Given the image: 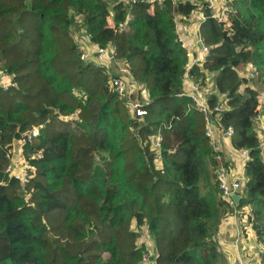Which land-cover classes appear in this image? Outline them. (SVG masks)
<instances>
[{"label":"trees","instance_id":"obj_1","mask_svg":"<svg viewBox=\"0 0 264 264\" xmlns=\"http://www.w3.org/2000/svg\"><path fill=\"white\" fill-rule=\"evenodd\" d=\"M202 3L0 0V75L13 74L18 83L8 91L0 86V264H140L146 246L133 223L147 227L156 264H221L219 226L248 206L264 246L259 96L242 73L253 63L264 81V0H233L228 28L205 9L200 34L211 52L191 71L194 82L214 74L210 106L226 95L222 124L234 128L236 150L250 151L236 208L222 197L204 115L179 96L188 50L177 19L189 23ZM77 19L94 45L112 48L145 86L151 103L144 118L131 117L101 66L81 60ZM75 113L76 120H65ZM35 127L40 134L23 154L36 174L23 188L6 172L7 154Z\"/></svg>","mask_w":264,"mask_h":264},{"label":"built area","instance_id":"obj_2","mask_svg":"<svg viewBox=\"0 0 264 264\" xmlns=\"http://www.w3.org/2000/svg\"><path fill=\"white\" fill-rule=\"evenodd\" d=\"M120 2L128 3L130 0H119ZM174 3L180 0H173ZM233 0H202V4L199 5V10L192 14V20L194 24V31L189 35V31H185L182 29L180 22L177 20V33L179 35V41L183 43V47H185L187 51L188 63L185 68V73L183 75V84H184V92L179 95L180 97L187 95L190 97L192 102L195 104L196 109L204 115L205 124H206V132L205 135L210 139L214 150L216 152L215 159L218 162V167L216 170V177L219 184L220 191L222 193V197L227 201V203L236 208L235 201L233 196L241 195L243 197V185L246 181L245 169L246 164L250 161V151L247 149L236 150L233 145L231 150L229 151V163L233 162L235 167H242V169L238 172L229 166H225L224 157H223V145L219 144V140L231 141L235 135V131L233 127L225 128L222 124V118L224 112L227 110V105L224 102L226 95L217 94L220 102L211 107L209 103V96L211 94V89H213V83L209 84L210 87H203L201 84L192 81L191 79V71L192 69L204 63L210 55L211 48L208 46L204 39L200 34V22L205 20V9L211 12L212 18L217 20L219 23L224 26L231 27L232 19L236 13L235 7L232 5ZM134 2V0H133ZM148 2L154 7L156 4L162 5L165 0H148ZM190 17V18H191ZM192 22L189 23L190 24ZM126 27V25L124 26ZM189 36H194V38L190 39ZM90 39L89 37H86ZM77 45L82 50L81 60L84 62H98V65L101 66L105 73L108 74L110 80L111 90L117 93L119 98L124 101L126 107L129 110L131 117L133 118H144L147 115L146 106L151 103L150 96L145 86L138 83L135 79H133L128 65L124 61H120L115 59V53L113 49H105L98 48L96 51V55L94 58L88 56V54L84 51V42L77 41ZM117 63L120 65V71L118 75H114L110 72L107 63ZM244 78L248 81L258 77L257 68L253 63H248L243 71ZM209 78V76H208ZM248 81V85L251 86V82ZM193 82L194 84H192ZM190 83L192 88H190ZM198 84V85H196ZM212 85V86H211ZM0 86L3 87L5 91L10 90L11 88L18 87V83L16 81V77L13 74H10L6 71H3L0 75ZM188 86V88H187ZM246 88V86L244 85ZM138 92V97H133L134 92ZM259 99V97H258ZM74 120L77 119L78 113L73 114ZM254 127L255 131L259 137V148L264 151V107L259 100V104L257 107L256 117L254 119ZM217 133L219 134L217 136ZM40 134V128L35 127L28 133H25L23 138L19 141H15L13 149L8 152L7 158L11 161L9 167L6 172L13 179L18 181L23 188H26L30 181L34 178L36 174V167L31 165L24 157L23 147L34 138L38 137ZM155 142V148L157 151L156 158L157 162L161 161V141L162 137L157 136ZM17 145V146H16ZM21 152L22 159L18 162L15 161V156ZM26 193V191L24 190ZM27 198H30L28 194H26ZM138 232V231H136ZM149 233L147 231L146 234L141 235L139 238L140 245H145L146 250L143 254L142 261L140 264H156V248L151 240ZM232 264H246L242 259H235Z\"/></svg>","mask_w":264,"mask_h":264},{"label":"crops","instance_id":"obj_3","mask_svg":"<svg viewBox=\"0 0 264 264\" xmlns=\"http://www.w3.org/2000/svg\"><path fill=\"white\" fill-rule=\"evenodd\" d=\"M194 19L195 20H190V22H192L190 24L182 22V29L188 27L185 31H189V35L194 31L192 24H194L193 22H196V18ZM109 25L112 27L114 26V21L112 19L109 20ZM189 38L192 39L194 36H189ZM96 49L97 46L92 42L84 43V51L91 58H94L96 55ZM107 65L112 74H119L120 65L110 62L107 63ZM243 71L244 68L242 73ZM218 135L219 134L217 133V136ZM218 143L223 145V152L226 153V157L228 158V155L230 154L229 151L233 148L231 141L219 140ZM19 154H21V152L15 156L16 162L22 159V156ZM235 168L238 169V172L242 169L240 165ZM250 210L251 207L248 206L243 210H235L234 213L230 214L227 213L224 217L225 219L222 221V225L219 227V231L217 232L218 248L222 258L225 260V264H229L235 259H242L246 264H262L261 254L264 252V246L258 242L256 232L248 218Z\"/></svg>","mask_w":264,"mask_h":264},{"label":"rangeland","instance_id":"obj_4","mask_svg":"<svg viewBox=\"0 0 264 264\" xmlns=\"http://www.w3.org/2000/svg\"><path fill=\"white\" fill-rule=\"evenodd\" d=\"M199 10V9H198ZM197 10V11H198ZM110 19H112V18H109V20ZM177 20H179V19H177ZM81 24H83L82 23V20L81 19H77V24H76V26L74 27V29H73V33H75L74 34V37H75V40H77V41H84V43H90L91 41H90V39H88V38H86L87 37V35L85 34V30H84V28L81 26L80 27V25ZM78 25V26H77ZM180 25L182 26V23L180 22ZM75 30V31H74ZM96 50H98V47H97V49ZM94 63H96V64H98V62H94ZM212 78H214V74L212 73V74H210L209 73V78H208V81L206 80V82H204V80L203 79H201L200 81H198L197 83L198 84H201L203 87H207V85H206V83H211L210 82V80L212 79ZM249 81V80H248ZM249 82H251L252 84H251V88H253V89H255L257 92H258V96H259V100L261 101V104H262V106L264 107V81H262V80H260L259 79V77H256V78H254V79H251ZM192 84H194L193 82H191ZM191 83H190V88H192L193 86H191ZM198 84H196V85H198ZM212 86V85H211ZM209 87H210V85H209ZM244 86H242L241 87V91H243L244 89ZM133 97H138V92L137 91H135L134 92V94H133ZM68 119H70V120H74V117H73V115L70 117V118H66L65 120L67 121ZM254 124H255V122H254ZM40 128V130H41V127H39ZM157 142V141H156ZM156 154H157V151H156ZM160 154H161V151H160ZM37 157H39V156H37ZM224 158H225V160L227 161L228 159H229V155H228V158L226 157V153H224ZM227 163H228V161H227ZM230 165V167H232L233 169H235L236 170V168H235V164L234 163H231V164H229ZM228 165V166H229ZM159 167L161 166V165H158ZM213 175H214V173H213ZM215 176V175H214ZM215 180V179H214ZM247 180V179H246ZM216 181V180H215ZM246 182V181H245ZM27 187V186H26ZM201 188H202V186H201ZM204 193H205V190L203 191ZM225 218H223V220H224ZM173 219L171 218V221H170V224L172 225V230L173 231H175L176 232V228H175V221H172ZM222 220V221H223ZM220 225H222V222H221V224ZM133 229L135 230V231H138V234L140 235H144V234H146L147 233V231H148V229H147V227L145 226V227H143V228H139V230H136V224L135 223H133ZM220 227V226H219ZM166 231H169L170 229L169 228H166L165 229ZM155 255H156V253H155ZM220 260V263L221 264H225V260H224V258H220L219 259ZM234 262V260H232L229 264H232Z\"/></svg>","mask_w":264,"mask_h":264},{"label":"water","instance_id":"obj_5","mask_svg":"<svg viewBox=\"0 0 264 264\" xmlns=\"http://www.w3.org/2000/svg\"><path fill=\"white\" fill-rule=\"evenodd\" d=\"M141 1H145V0H134V2H141ZM233 199L235 201L236 206H239L243 197L238 194V195L233 196Z\"/></svg>","mask_w":264,"mask_h":264}]
</instances>
